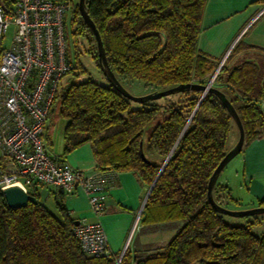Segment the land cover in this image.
I'll use <instances>...</instances> for the list:
<instances>
[{"label": "trees", "instance_id": "obj_1", "mask_svg": "<svg viewBox=\"0 0 264 264\" xmlns=\"http://www.w3.org/2000/svg\"><path fill=\"white\" fill-rule=\"evenodd\" d=\"M207 1L87 0V9L120 82L132 88L136 81L146 91H156L179 84H206L217 70L198 46ZM75 13L77 33L88 34L90 51L99 65L96 40L78 3ZM242 45L239 40L232 52ZM227 61L213 86L236 107L247 143L259 136L264 125L259 105L264 97V66L245 60L228 68ZM75 69L69 74H75ZM60 90L52 113L67 121L64 154L90 143L99 170L133 171L149 187L171 154L146 201L143 223L180 220L183 225L164 247L139 256L136 264H264V231H255L262 223L259 216L234 224L208 201L210 177L228 151L235 124L217 95L207 93L200 103L202 91L187 90L139 103L109 82L91 79ZM222 191L216 183L214 197L225 206L224 199L232 198L229 190L225 195ZM32 195L38 203L13 209L0 190V264L117 263L111 256H90L82 250L74 230L76 219L61 200L56 204L59 216L40 201L38 188ZM120 264H132L128 251Z\"/></svg>", "mask_w": 264, "mask_h": 264}, {"label": "built area", "instance_id": "obj_2", "mask_svg": "<svg viewBox=\"0 0 264 264\" xmlns=\"http://www.w3.org/2000/svg\"><path fill=\"white\" fill-rule=\"evenodd\" d=\"M73 7L72 0H0V190L20 185L32 194L53 186L69 195L80 186L102 215L115 171L77 170L51 155L45 138L56 95L75 67L66 38ZM10 25L15 34L5 46ZM74 230L87 255L111 256L101 223L79 221Z\"/></svg>", "mask_w": 264, "mask_h": 264}, {"label": "crops", "instance_id": "obj_3", "mask_svg": "<svg viewBox=\"0 0 264 264\" xmlns=\"http://www.w3.org/2000/svg\"><path fill=\"white\" fill-rule=\"evenodd\" d=\"M239 40H242V47L232 52ZM198 46L217 64V69L227 58L228 68L245 60H253L264 66V0H208L203 12ZM259 105L264 112V97L259 100ZM53 134L48 120L45 133L47 145L52 143ZM62 142L59 159L77 170L99 171L90 143L64 154V135ZM233 161L229 173L225 176L220 174L217 184L223 187L226 194L230 191L232 202L242 201L243 198L247 200L248 204L241 208L260 206L264 201V125L259 136L245 143ZM115 174V180L107 192V210L102 215L93 212L89 198L80 186L73 194L61 198L53 186L37 188L40 201L46 206L49 207L48 203L51 202L56 207L57 201L61 200L76 221L101 223L107 234L111 257L117 261L128 251L132 256V264H136L139 256L164 247L183 225V221L143 223L149 186L133 171H115ZM233 182L238 189L233 187ZM234 188L241 192L236 195L240 198L234 197ZM138 218V225L135 226Z\"/></svg>", "mask_w": 264, "mask_h": 264}, {"label": "water", "instance_id": "obj_4", "mask_svg": "<svg viewBox=\"0 0 264 264\" xmlns=\"http://www.w3.org/2000/svg\"><path fill=\"white\" fill-rule=\"evenodd\" d=\"M79 11L81 13V17L83 18L84 22L87 24L89 29L92 31V34L96 40L97 43V51H98V61L99 66L107 78L108 82L116 88L121 94H123L125 97L139 103H145L148 101L158 100L163 97L176 94L179 92H184L187 90H201L202 96L200 99L201 101L204 99V97L207 95V93H214L217 95V97L222 101V103L225 105L227 111L233 118L239 132V137L237 140L236 145L227 153L225 154L224 158L221 160V162L218 164L216 169L214 170L213 174L210 177L209 184H208V201L211 203V205L214 207L216 211H218L221 214L229 215L233 217H245V216H255V215H261L264 214V206H256L252 208L247 209H241V210H232L229 209L226 206L221 205L218 203L214 197V189L216 186V183L219 179V176L223 169L243 150V146L245 143V128L243 121L234 106V104L231 102V100L228 98L225 92L221 91L217 87L213 86L214 80L219 73L222 65L216 70L214 75L211 77L209 82L206 84L201 83H187V84H179L172 87H167L164 89L156 90L153 92H149L143 95H135L131 93L117 78L115 72L112 70V68L109 65L106 49L101 37V34L99 32V29L97 28L95 22L91 18L89 11L87 9V0H79L78 2ZM142 157L146 159L143 150L141 148ZM171 155V154H170ZM170 155L166 158L163 165L161 166V169L153 182V184L149 187V191L147 193L146 201L154 188L159 176L161 175L163 169L165 168L166 164L168 163L170 159ZM3 194L5 196V199L7 201V204L10 208L18 209V208H24L28 205L29 202L32 203H38L39 200L34 195L28 193L25 191L23 187L20 185H12L3 190ZM79 223V221H76V225Z\"/></svg>", "mask_w": 264, "mask_h": 264}, {"label": "rangeland", "instance_id": "obj_5", "mask_svg": "<svg viewBox=\"0 0 264 264\" xmlns=\"http://www.w3.org/2000/svg\"><path fill=\"white\" fill-rule=\"evenodd\" d=\"M73 1V9L68 13L67 15V24H66V38H67V43H68V48H69V56L70 59L73 61L75 65V74L71 73L68 74L62 81V86L61 90L67 89L69 85H71L73 82H78V81H85L88 79H91L93 81L99 82L101 84H107L108 80L103 74L100 66L97 64V61L94 59L92 56V53L90 51L91 49V42H90V37L88 34H82V33H77L78 30V23L79 19L76 17L75 13V6L79 2V0H72ZM15 34V27L14 25H10L7 29V32L5 34L4 38V45L5 46H10L12 39ZM85 71H84V70ZM216 72V70H215ZM214 72V73H215ZM214 75V74H213ZM132 88L126 86V88L133 94L135 95H143L149 92L153 91H146V89L142 86V84L133 81L131 84ZM60 90V91H61ZM179 96H174V99H177ZM49 124H51L53 128V135H52V143L50 145H47V149L49 153L53 156H57L61 154V148L63 146L62 142V136L64 135V130L66 126V120L64 117H59L58 114L54 115V113H51L50 118H49ZM150 129H147V134L149 133ZM238 139V130L235 126V124L232 125V130H231V135L227 144V150H231L237 143ZM158 158V156H157ZM235 161H231L221 172L223 176L229 173L230 168L233 166ZM225 174V175H224ZM234 185L233 187H237L235 182H233ZM234 188V197L240 198L241 196H236L239 194L240 191H237ZM224 191V192H223ZM221 194H226L225 190H223ZM236 193V194H235ZM241 193V192H240ZM219 194V192L217 193ZM224 205L228 207L229 209L232 210H243L244 208H241L245 206L247 203V200L243 198L242 201L236 202L230 200V199H224ZM239 200V199H237ZM51 210L61 216L60 212L56 210L55 205L52 206L51 202H49ZM247 209V208H245ZM261 219V224L257 225L255 228V231L258 233H261L264 231V214L257 215ZM225 218L234 224H246L248 221H254L255 216H245V217H233L229 215H225Z\"/></svg>", "mask_w": 264, "mask_h": 264}]
</instances>
